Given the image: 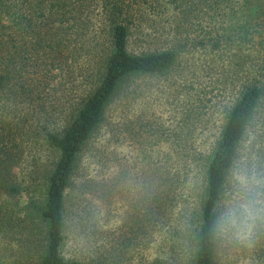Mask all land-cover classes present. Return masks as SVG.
<instances>
[{
  "label": "trees",
  "instance_id": "trees-1",
  "mask_svg": "<svg viewBox=\"0 0 264 264\" xmlns=\"http://www.w3.org/2000/svg\"><path fill=\"white\" fill-rule=\"evenodd\" d=\"M188 68L194 98L186 91L168 119L138 111L134 156L107 175L106 145L92 144L106 111L115 105L120 120L141 99L137 81ZM229 94L199 142L212 98ZM242 149L244 167L261 169L264 0H0V264H217ZM84 152L95 173L77 180ZM130 180L126 229L115 233L105 227L113 191Z\"/></svg>",
  "mask_w": 264,
  "mask_h": 264
},
{
  "label": "rangeland",
  "instance_id": "rangeland-1",
  "mask_svg": "<svg viewBox=\"0 0 264 264\" xmlns=\"http://www.w3.org/2000/svg\"><path fill=\"white\" fill-rule=\"evenodd\" d=\"M169 18H164V16L152 17L155 21H163L162 19L166 20ZM136 46L137 45L134 43L129 44L130 49L136 50ZM190 70L191 68H188L182 74L173 73L168 75V77L163 75L144 77L137 81V84L140 86L141 99L138 100L137 103L128 101L129 104L128 106L126 105L124 109V116L122 115L123 118L121 117L120 120L117 118L119 115L117 114L115 105H111L106 111V120L108 124H104L98 133L95 134L92 144H94V147L99 148L102 145H106L105 153L110 157L107 163V175L116 177L121 170L122 163L131 160V157L134 156L136 150L134 140L140 137L134 134L136 130L134 118L138 111L144 109L145 111L148 110V113L152 112L150 117L153 119H168L181 108L180 99H187L186 91H189V95L194 98L195 94L193 87H196L197 84L193 82L195 77H190ZM180 75H184L186 80L182 81L180 78L177 79ZM175 79L177 80L175 81ZM206 89L209 90L208 87H206ZM214 93H216V90H212L205 94V96L210 97L211 94ZM231 99V94L227 95L224 99L219 97L216 99L212 98L213 102H218H216L211 112L203 115V117H207L209 121L200 133L201 139H198L199 142L205 137L210 139L220 121L222 105L224 103L228 104ZM192 103H196V101L193 100ZM122 119L123 121H121ZM117 123H127V130L120 133L117 131L115 133L109 132L108 129L111 128V125L116 127ZM105 140L107 144H105ZM245 144H247V142ZM240 154L241 156L231 173L230 188L228 187L226 189L221 205L222 212L220 214L219 226L222 240L218 245L217 264H260L254 260L253 249H255L256 245L253 242L257 238L255 235L257 231L256 226H259L260 222L264 225V162H262L263 166L259 170L255 168V165L245 168V163L243 165V161H245L244 149L240 151ZM251 157V159H253V156ZM262 158L264 159V153ZM92 161V158H88L87 153L84 152L82 154L78 164V171L80 172L79 176H77V180L81 179V173L86 171L89 175L95 173L96 167H94ZM234 180L236 182H234ZM127 182L123 184L121 181L117 182L115 185L116 190L114 188L113 191L114 197H112V202L109 206V218L105 227L115 233L118 231L119 226L126 229L125 223L128 220L126 212L129 209V203L127 197L123 199L122 196H120L122 193L120 190L122 187V189L125 190V187L128 186L130 187L131 195L133 194L132 180ZM134 185L138 187V185ZM71 195L72 194H70V196ZM74 195L75 193L73 192V196ZM248 204H253L260 209L255 220L248 219L244 211L243 206ZM229 210H232L234 214L229 215ZM103 214L104 212L101 210L99 215ZM101 223L100 220V225L104 227V224ZM74 243L75 242L71 239L66 241L63 249V253H65L66 256L72 255L75 249Z\"/></svg>",
  "mask_w": 264,
  "mask_h": 264
},
{
  "label": "clouds",
  "instance_id": "clouds-1",
  "mask_svg": "<svg viewBox=\"0 0 264 264\" xmlns=\"http://www.w3.org/2000/svg\"><path fill=\"white\" fill-rule=\"evenodd\" d=\"M259 203V202H257ZM244 211L247 214L248 219L255 220L260 209L253 204L244 205ZM232 210H229V215H233Z\"/></svg>",
  "mask_w": 264,
  "mask_h": 264
}]
</instances>
